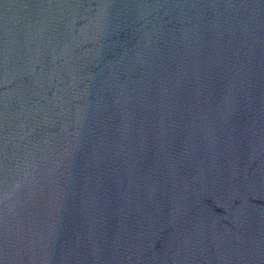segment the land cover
<instances>
[{
    "label": "water",
    "instance_id": "1",
    "mask_svg": "<svg viewBox=\"0 0 264 264\" xmlns=\"http://www.w3.org/2000/svg\"><path fill=\"white\" fill-rule=\"evenodd\" d=\"M0 264H264V0H0Z\"/></svg>",
    "mask_w": 264,
    "mask_h": 264
}]
</instances>
